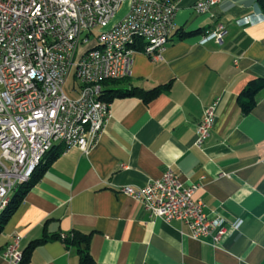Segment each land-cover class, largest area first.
Returning a JSON list of instances; mask_svg holds the SVG:
<instances>
[{
	"label": "crops",
	"instance_id": "crops-1",
	"mask_svg": "<svg viewBox=\"0 0 264 264\" xmlns=\"http://www.w3.org/2000/svg\"><path fill=\"white\" fill-rule=\"evenodd\" d=\"M198 1H178L176 30L160 59L142 52L145 42L137 40L133 74L103 84V91L168 89L149 103L114 98L112 118L88 152L54 143L45 162L55 158L0 234V264H11L4 254L14 235L23 250L45 227L50 234L92 232L97 264H264V91L251 112L239 104L249 81L264 78V15L258 0H222L207 14L195 11ZM129 9L126 0L106 28ZM220 24L226 32L217 41L210 32ZM179 29L203 32L179 38ZM214 103L215 125L199 149L197 125ZM169 165L185 185H200L194 196L206 213L224 218L227 231L217 247L190 237L180 221H150L121 192L161 178ZM29 264H78V257L51 240Z\"/></svg>",
	"mask_w": 264,
	"mask_h": 264
},
{
	"label": "built area",
	"instance_id": "built-area-1",
	"mask_svg": "<svg viewBox=\"0 0 264 264\" xmlns=\"http://www.w3.org/2000/svg\"><path fill=\"white\" fill-rule=\"evenodd\" d=\"M124 1L0 0V205L34 156L48 149L64 128L73 130L67 147L88 152L99 140L112 118L111 102L96 97L102 75H132L138 52L136 47L127 53L108 51V42H118L130 29L143 30L142 52L153 60L161 58L176 30L179 0H129L127 15L106 28ZM221 1L199 0L194 9L207 14ZM225 32L220 24L210 34L220 41ZM96 38H105L107 49L84 53V43ZM151 46H158V53H151ZM73 70L81 73V80L68 90ZM88 93H95L98 109H106L102 126H95L98 109L88 107ZM215 107H205L197 125L194 144L199 149L215 125ZM80 119L92 120V127L79 128ZM199 187L185 185L169 165L161 178L143 187L125 185L121 192L139 202L150 221H180L190 237L217 247L227 231L224 218L205 212L203 200L194 196ZM20 239L14 235L5 251L11 264L22 260Z\"/></svg>",
	"mask_w": 264,
	"mask_h": 264
},
{
	"label": "trees",
	"instance_id": "trees-1",
	"mask_svg": "<svg viewBox=\"0 0 264 264\" xmlns=\"http://www.w3.org/2000/svg\"><path fill=\"white\" fill-rule=\"evenodd\" d=\"M259 9L261 10L262 14L264 15V0H258ZM201 30L190 31V32H180V29L177 31L179 38H185L188 36H193L202 33ZM139 40V39H137ZM137 44V41H136ZM136 44L134 47H136ZM128 78V77H127ZM127 78H119V79H106L103 81V84L106 85H117L125 82ZM170 87L169 84L161 85L154 87L150 90H144L138 87H131L125 91L116 90V89H108L103 91L102 87V95L106 101L111 102L114 98H123V97H130L136 96L141 98L145 103H149L151 100L156 98L160 95L164 90ZM264 91V78H255L249 81V83L245 86L242 92L239 95V104L241 107V111L244 114H247L252 111V109L256 106L260 94ZM52 149L44 156L41 164L32 174L31 179L29 182L19 185L15 190L12 196L10 195L9 203L7 207L0 213V234L3 231V228L10 217L14 214L17 210L19 205L22 203L25 195L31 189V187L36 184L45 171L47 170L48 166L55 158L53 155L51 158L45 159L47 155L53 150ZM47 224V222H46ZM51 240H60L64 243L65 247L70 251L77 255L78 257V264H97L95 258L91 253V242H92V232H83L80 230H72L67 234L62 233H54L50 234L47 231V228H44V233L40 238L32 240L24 249L22 254V260L19 264H29L33 251L51 241Z\"/></svg>",
	"mask_w": 264,
	"mask_h": 264
},
{
	"label": "bare ground",
	"instance_id": "bare-ground-1",
	"mask_svg": "<svg viewBox=\"0 0 264 264\" xmlns=\"http://www.w3.org/2000/svg\"><path fill=\"white\" fill-rule=\"evenodd\" d=\"M140 37H143V30L130 29L128 35H121L118 42H108V51H116L119 48L120 53H127V50L135 48L134 46L136 41L137 39H140ZM105 49H107V40H105V38H96L91 42L84 43V53H99ZM151 53H158V46H151ZM130 76L131 75H127V77ZM75 78L76 80H81V73L79 71H75ZM106 79H113V77L109 75H102V82ZM101 95L102 87L96 89L97 99H103L101 98ZM88 107L91 109H98V102L95 98V93H88ZM98 117L99 119H95V126H102V120H107L106 109H98ZM87 127H92V120L80 119L79 128ZM72 141L73 130H71V128H64L63 133L57 140L49 141V148L39 151L38 154L34 156L31 163H29L23 176L17 177L12 183V186L9 188V193L5 196L3 203L0 205V210H3L4 207L8 205L12 191H14L19 185L29 182L32 174L41 164L44 155L50 151L55 142H63L68 146Z\"/></svg>",
	"mask_w": 264,
	"mask_h": 264
},
{
	"label": "rangeland",
	"instance_id": "rangeland-1",
	"mask_svg": "<svg viewBox=\"0 0 264 264\" xmlns=\"http://www.w3.org/2000/svg\"><path fill=\"white\" fill-rule=\"evenodd\" d=\"M77 83V80L75 78V71H71V75L67 79V89L71 90L73 85ZM25 184V183H24Z\"/></svg>",
	"mask_w": 264,
	"mask_h": 264
}]
</instances>
